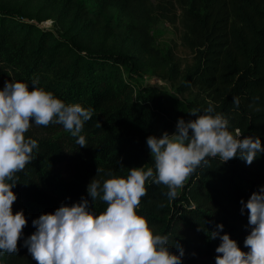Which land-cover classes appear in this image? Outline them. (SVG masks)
<instances>
[{
    "label": "trees",
    "instance_id": "obj_1",
    "mask_svg": "<svg viewBox=\"0 0 264 264\" xmlns=\"http://www.w3.org/2000/svg\"><path fill=\"white\" fill-rule=\"evenodd\" d=\"M160 4L182 10L185 43L194 54L195 66L182 76L176 90L194 95L188 106L183 97L148 86L135 90L131 82L119 78L117 67L129 62L122 54L83 53L49 29L36 33L27 16L0 7V83L21 80L31 89L37 80V87L66 103L93 110L82 130L87 146L75 142L67 155L61 142L43 141L33 160L16 174L13 191L18 198L13 211L23 209L28 222L18 251L0 256L4 264H37L23 244L36 230L32 220L61 204L80 201L79 188L64 181L67 168L87 181L109 178V172L126 176L141 158L154 168L147 137L174 132L179 118H196L190 114L193 109L202 114L213 104L228 118L230 129L241 130V138L259 136L264 145V0H161ZM234 97L239 98L238 105ZM39 126L46 130L62 125ZM261 185L264 153L251 164L238 157L227 162L209 158L208 165L188 176L174 199L165 195L166 185L146 182L137 212L156 231L169 235L172 251L179 252L177 244L183 247L182 264H216L215 249L221 241L210 233L218 230L219 223L224 225L221 234L229 233L248 250L244 240L251 228L247 212H241V199L246 201ZM87 198L97 213L105 210V202ZM27 257L33 261H24Z\"/></svg>",
    "mask_w": 264,
    "mask_h": 264
},
{
    "label": "clouds",
    "instance_id": "obj_2",
    "mask_svg": "<svg viewBox=\"0 0 264 264\" xmlns=\"http://www.w3.org/2000/svg\"><path fill=\"white\" fill-rule=\"evenodd\" d=\"M33 87L21 80L6 81L0 89V256L16 253L23 236L27 217L23 209L13 211L18 194L13 191L16 174L34 158L38 141L26 136L32 126L61 124L76 137V143L87 146L83 126L93 110L80 103H66L53 92ZM239 104V98L234 97ZM193 109L195 119L179 118L176 130L161 135H149L147 146L154 159V168L132 167L126 176H115L101 182L93 178L87 186L92 203L99 198L106 204L103 212L90 207L87 197L79 202L61 204L54 212L41 214L32 220L35 231L24 239L37 264H182L184 249L171 250L170 237L150 225L138 214L141 198L146 194V182L166 185L169 200L177 195L187 177L198 167L209 164V158L227 162L241 158L251 164L264 153L259 136L241 138L239 128L230 129L229 120L215 111L211 103ZM101 169L98 168V172ZM241 212H247L251 230L244 240L247 251L229 233L217 225L211 238L219 236L215 251L216 264H264V185L253 191ZM0 264L4 261L0 259Z\"/></svg>",
    "mask_w": 264,
    "mask_h": 264
},
{
    "label": "rangeland",
    "instance_id": "obj_3",
    "mask_svg": "<svg viewBox=\"0 0 264 264\" xmlns=\"http://www.w3.org/2000/svg\"><path fill=\"white\" fill-rule=\"evenodd\" d=\"M160 3L161 0L133 4H117L115 0H0V7L14 15L27 16L35 25L36 33L49 29L51 35L73 43L83 53L122 54L129 62L117 67L118 76L131 82L135 90H146V80L154 74L170 78L173 87L179 90L182 76L195 66V58L185 43L182 10L170 6L166 9ZM47 75L52 77L51 73ZM5 82L0 83V89ZM179 92L188 106L194 95ZM26 136L38 143L61 142L66 146L67 155L75 143V138L63 126L45 130L32 124ZM138 167L147 169L148 160L141 158ZM63 178L68 185L78 187L83 197L89 196L90 181L74 173L72 168H67ZM182 187L177 190L181 191ZM30 260L33 261L27 257L24 261Z\"/></svg>",
    "mask_w": 264,
    "mask_h": 264
},
{
    "label": "water",
    "instance_id": "obj_4",
    "mask_svg": "<svg viewBox=\"0 0 264 264\" xmlns=\"http://www.w3.org/2000/svg\"><path fill=\"white\" fill-rule=\"evenodd\" d=\"M146 85L148 87L157 88L160 91L169 92L179 99L181 98V95L173 87V82L170 78H165L163 76L154 74L147 78Z\"/></svg>",
    "mask_w": 264,
    "mask_h": 264
}]
</instances>
